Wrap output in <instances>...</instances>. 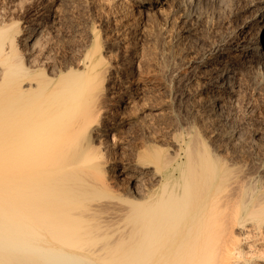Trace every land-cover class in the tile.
I'll return each mask as SVG.
<instances>
[{
  "label": "bare ground",
  "instance_id": "bare-ground-1",
  "mask_svg": "<svg viewBox=\"0 0 264 264\" xmlns=\"http://www.w3.org/2000/svg\"><path fill=\"white\" fill-rule=\"evenodd\" d=\"M43 1L47 8L62 0ZM108 1H131L142 12L166 5L178 13L187 33L188 22L197 17L194 5L223 2ZM236 1L233 14L244 17L227 28L225 43L217 38L220 45L207 44L206 56L185 64L197 94L192 121L162 138L146 130L145 115L136 105L141 89L134 76L140 58L131 56L117 71L121 83L134 84L125 85L121 96L126 118L108 120L111 68L94 30L86 33L74 63L56 65L42 21L19 26L9 15H0V264H264V182L239 169L215 145L223 139L218 121L242 95L240 78L252 83L264 77V0ZM43 12L44 7L35 17ZM130 124L144 133L138 135L143 137L139 144L126 148L118 138L112 150L108 140L104 143Z\"/></svg>",
  "mask_w": 264,
  "mask_h": 264
},
{
  "label": "rangeland",
  "instance_id": "rangeland-1",
  "mask_svg": "<svg viewBox=\"0 0 264 264\" xmlns=\"http://www.w3.org/2000/svg\"><path fill=\"white\" fill-rule=\"evenodd\" d=\"M17 1H19V2H17ZM62 1L56 3V5L53 4L52 6L46 8L45 6L47 5V3L43 0H26V1L25 0L24 1H22V0H12V1L11 0H0V8H1L0 12L2 11V13H0V15H2V16H6V15L8 16L9 15V17H11L13 20H16L19 23V26L22 25L23 23L29 22L35 18H37V21H39V22L42 21L43 23L41 22V24L44 25V28L47 32L46 35H47L48 39L50 40V41L48 40V42H49L48 50H49V52L51 51L50 55L52 56L54 61L56 59L58 60V61L57 60L55 61L56 65H57V63H58V65H60L62 63H66V62L74 63V61H76L75 59L78 57V54L81 51L80 48L85 44V42L88 39L87 34H89V31L91 29L94 30L95 35H96V39H97L96 41H97L98 45L100 44V41L102 43V44H100L102 47L99 45V47H100L99 50L101 49L100 52H102L101 53L102 56H104V59L109 61V62L107 61V63H109L108 65L111 68V69L109 68L110 69L108 71L109 73L107 72V76H108L110 82L108 81L109 84L107 85L108 86L107 87V93H108L107 101L108 102L106 101L107 103H105L106 110H107L106 117L108 118V120H111L112 118H114V119L120 118L121 120H124L126 118V115L124 113L125 103H123V97L121 98V96H122V92H123V90H125L126 86L131 84L130 86L133 87L134 84H132V83H128V84L121 83L118 79L119 76L117 77V75H118L117 71L126 67V65L128 64V60L132 59L131 56L135 57L136 59L140 58V60L137 59L139 67H138V69L135 70L136 76H134V78L137 77L136 80L138 81V83H139L138 86L141 89V90H139L140 95L137 96V99L138 98L139 99L137 100L136 105L140 106V110H139V107L137 106L139 113L141 112V114L145 115L144 118L148 124V126L146 124V130L149 129L147 131L155 138L156 137L162 138V136L165 137L167 134L172 132L175 129V127L178 129L179 128L182 129V128H184V126L186 127V125L189 124L190 121H192V116H193V114H195V110L198 109L197 107H195V104H193V102H194L193 99L196 97L197 94L194 91L195 85L192 84V82H190L187 79L188 76L186 77V71H185L186 65L188 63H192L194 60H196L197 58H199L201 56H206L209 52L208 50H210L209 48H211L212 46L220 45V43H225V41L228 39L227 38V32L229 29H227V28L235 25V22L233 24L234 19H235L234 21L237 20L238 22H240L241 18L244 17V15L240 16L239 13H237L236 15H234L235 13L233 14V11L235 9L234 6H236V2H237L236 0H233V1L223 0L222 3L218 2V3H220V5L217 2L209 1V2H211L210 4L213 6V11H212V6L209 4V2L206 4H202L203 6L202 5L199 6V4H201V3L196 4L197 6L192 4V5H194V7L192 5H189L188 8L191 11L196 9L195 10L196 12L195 11H193V12L197 17L193 18L191 22H188L189 32L187 33L185 31L184 24H182V22L179 21L180 17L178 15V13L176 16V14H175L176 12L174 13L171 10H169L170 8L166 5L162 6V8H159L158 11L157 10H149L148 11L147 10L148 8H146V9L144 8L145 10L142 12L141 11L142 8L137 7L136 6L137 4L132 3L131 1H129V2L126 1V2H124V4L123 3L120 4L121 6L117 5V4L116 5L109 4L110 2L108 0H65V1L62 0ZM107 2H109V3H107ZM228 2H229V4H228ZM61 3H63V4H61ZM212 3H214V4H212ZM215 3L217 4V7H216ZM231 3H233L234 6L231 5ZM40 4H41V6H40ZM222 4L224 5L223 7H222ZM225 4H227L228 9H227ZM218 5L223 11L218 7ZM42 6L45 8V12H43V14L40 16V19H39V17H35V14L38 10L43 8ZM12 7H14V10H12L13 9ZM215 7L220 9V10L218 11ZM112 8L113 9L116 8L117 10L115 9V12H113L114 10H112ZM199 8H202V9L199 11ZM110 9H111V11H110ZM215 9H216V11H214ZM22 10H23V12H22ZM227 10H229L230 13ZM5 11H7V12H5ZM150 11H155V13L150 12ZM128 13H129V15H128ZM147 13H149L150 15ZM165 13L167 16L165 15ZM228 13H229V15H228ZM4 14H6V15H4ZM221 14H222V16H221ZM225 14H226V17L228 19L223 16ZM146 15H149V16H146ZM217 15H218V17H217ZM2 16H0V17H2ZM219 16L222 18L220 19ZM237 16H238V18H236ZM52 17L55 20H53ZM175 17H176V19H175ZM16 18H18V19H16ZM203 18H205V19H203ZM213 18H214V20H213ZM229 18L232 22L229 20ZM129 19H130V21H129ZM131 20H133V21H131ZM210 20H211V22H210ZM220 20H222V21H220ZM203 21L204 22L207 21L206 24H204ZM219 22H220V24L222 22L223 25L218 24ZM229 22H230V26H229ZM213 23H214V25H213ZM226 23H227V25H226ZM45 24H47L48 26ZM50 24H51V26H50ZM225 25L227 27H225ZM123 28H124V30H123ZM225 29H226V31H225ZM54 32H56V33H54ZM190 32H192V33H190ZM133 33H134V35H133ZM216 33H218V36ZM217 38H218V40L221 39L220 41H222V42L218 41ZM215 40L217 43H215ZM208 41L210 44L208 43ZM205 42H206V44H205ZM207 44H208L209 48H208V46L206 47ZM202 46H203L204 50H201V49H203ZM180 48H181V50H180ZM191 49H193V51ZM75 51L77 53H75ZM180 52H181V54H180ZM129 53H130V56H129ZM196 53H199V54L196 55ZM123 65H125V66H123ZM178 65L180 66V68L178 67ZM112 66H114V67H112ZM120 66H122V68ZM112 68H114V70ZM118 68H120V69H118ZM181 69H183V71ZM135 73H134V75H135ZM172 75L174 77H172ZM244 78L245 77H241L240 78L241 81L239 80L240 86L242 84L243 92H242V95L238 101V104L235 106V108L228 110V112L231 110H232V112H230L229 114L227 112V115H225L226 118L225 117L223 119L221 118L222 119L221 122L218 121L219 123H218L217 132L220 131L218 134V137L219 138L222 137L223 139L217 138L215 145H216V147L218 146L219 149L218 148L217 149L221 153H222V151L224 152L226 150L225 151L226 153L225 152L222 153V156H224L226 159H228L227 156H229V159H231L232 162H235V163L238 162L236 165L239 166V169H243L244 172L249 171L248 173H252V175L257 177V178L259 176L258 183L260 184V183L264 182V171H263L264 170V168H263L264 167V145H263L264 144V115H263L264 114V97H263L264 96V77L261 81L252 82V83H248ZM111 81H112V83H114L113 85H111L112 84ZM115 81H116V83H115ZM191 84H192V86H191ZM145 85H146V87H145ZM118 87H120V88H118ZM141 87H143V88H141ZM187 87L189 88L188 91H187ZM111 88L113 90H111ZM145 89L147 91H145ZM141 93H142V96H141ZM249 93H251V94H249ZM192 96H193V98H191ZM114 97L115 98L117 97V98L115 99ZM145 98H147V99H145ZM143 99H144V101H143ZM191 100H193V101H191ZM139 101H141V102H139ZM117 102H118V104H117ZM142 103H144V104L142 105ZM257 104H259V105H257ZM151 105H152V107H151ZM190 105H192V106H190ZM144 106H145V108H144ZM164 106H165V108H164ZM121 107H123V108L121 109ZM191 107H193V108H191ZM165 109H166V111H165ZM179 111H181V112H179ZM108 112H110V113H108ZM122 112H123V114H122ZM169 112H171V113H169ZM111 113H112V115H111ZM233 113L235 116H233ZM120 114H122V115H120ZM186 115H187V117H186ZM189 117H190V119H189ZM228 117L230 119H228ZM171 119H173L174 122ZM179 119H181V120H179ZM186 120L189 123H187ZM225 121L228 123H226ZM214 122L216 124L215 120H214ZM214 122L212 121V123H214ZM184 123H185V125H184ZM167 124H169V125H167ZM224 124H225V126H224ZM160 126L162 127V129ZM223 126H224V128H223ZM123 128L125 131H123ZM136 128H138V129H136ZM139 128L140 127L138 125H135V124L123 126L122 128H120L122 130L119 129L118 131H116L114 133L117 137L114 135V137L112 136L113 137L112 138V137H110L111 135H109L108 139H104L103 141H104V143H106V145L109 143L108 145L110 146V149H112V150L117 146L118 142H120L121 140L126 142V145H125L126 148L128 147V145H129V147L134 146L137 143L139 144L144 137V133ZM231 128H233L234 130ZM168 129H170V130H168ZM221 129L223 130V132H221ZM158 130H160V131H158ZM236 130H237V133H236ZM121 131H123V132H121ZM230 131L232 133H230ZM152 132H154V133H152ZM155 132H157V133L155 134ZM225 132L226 133L228 132L229 134L227 133L228 135H226ZM123 133H124V135H123ZM139 133L143 137H141V135L138 136ZM162 133H164V134L166 133V135H164ZM222 134H223V136H222ZM237 135H238V137H237L238 139H236V137H235ZM262 135H263V137H262ZM127 136H130V137H127ZM118 138L120 141H118ZM124 138H126V139H124ZM229 139H231V140H229ZM107 140H108V143L106 142ZM125 140H127V141H125ZM113 141H114L115 145H114V143H112ZM226 141H227V143H226ZM230 142L233 145L235 144L234 147L232 146V144ZM221 143H222V145H221ZM236 143H237V145H236ZM238 143H240V144L238 145ZM253 144H254V146H253ZM111 145H113V146H111ZM219 145H221V146H219ZM255 146H256V148H255ZM112 147H114V148H112ZM226 148H228V149H226ZM245 148H246V150H245ZM248 148H250V149H248ZM261 149H263V150H261ZM122 150H125V147H122ZM227 152L229 154H227ZM255 152L257 154H255ZM238 154H240V155H238ZM249 157H250V159H249ZM238 159H239V161H237ZM241 159H242V161H241ZM239 162H240V164H239ZM243 163H245V164H243ZM243 166H245V167H243ZM253 166H255V167H253ZM257 167H259V168L257 169Z\"/></svg>",
  "mask_w": 264,
  "mask_h": 264
}]
</instances>
